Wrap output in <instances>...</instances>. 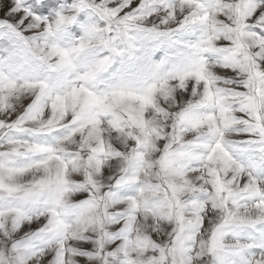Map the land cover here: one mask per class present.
<instances>
[{"label": "snow or ice", "instance_id": "obj_1", "mask_svg": "<svg viewBox=\"0 0 264 264\" xmlns=\"http://www.w3.org/2000/svg\"><path fill=\"white\" fill-rule=\"evenodd\" d=\"M0 264H264V0H0Z\"/></svg>", "mask_w": 264, "mask_h": 264}]
</instances>
